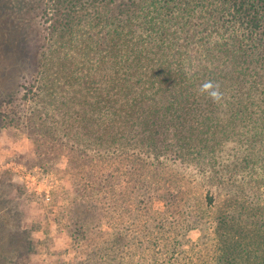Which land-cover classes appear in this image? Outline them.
Segmentation results:
<instances>
[{
  "label": "trees",
  "instance_id": "16d2710c",
  "mask_svg": "<svg viewBox=\"0 0 264 264\" xmlns=\"http://www.w3.org/2000/svg\"><path fill=\"white\" fill-rule=\"evenodd\" d=\"M33 3L54 32L101 23L85 46L79 101L74 86L43 83L28 96L24 116L14 98L0 113L9 119L11 113L12 123H23L31 141L54 157L68 158L77 188L71 219L80 231L73 239L83 245L87 264H137V257L141 264H205L211 249L218 264H257L264 238L252 230L261 227L263 215L251 213V200L259 194L248 191L244 203L226 191L221 205L222 186L230 180L218 169L225 167L224 139L234 138L243 151L238 170L250 166L252 154L264 155L258 147L264 128L248 124L233 133L215 110H227L232 89L237 95L264 87V0ZM22 54L26 75L37 66L33 55ZM62 96L67 101L58 103ZM263 99L249 110L239 104L245 106L241 117L261 116ZM124 182L126 194L120 192ZM153 193L164 201L163 212L148 203ZM240 219L243 231L234 229ZM189 226L201 227L204 236L185 251ZM226 232L230 241L221 236ZM149 234L161 243L157 250L148 246Z\"/></svg>",
  "mask_w": 264,
  "mask_h": 264
},
{
  "label": "rangeland",
  "instance_id": "374dc122",
  "mask_svg": "<svg viewBox=\"0 0 264 264\" xmlns=\"http://www.w3.org/2000/svg\"><path fill=\"white\" fill-rule=\"evenodd\" d=\"M41 12L39 4L35 7L33 0H0V113L5 114L10 109L9 100L14 98L15 109L24 116V108L30 103L27 101L28 96L31 98L36 86L40 87L43 83L50 84L52 88L74 86L78 92H74V98L80 100L85 46L89 45L88 37L95 35L101 23L94 20L92 24L54 32L49 22L42 21ZM24 50L28 55H33L32 58L35 57L32 66H37L26 75L27 65L22 63L26 58L22 54ZM71 73L74 74L72 80ZM234 92L235 89L229 91L233 97L228 94L231 98L228 111H220V108L215 110L220 114L219 118L224 123L228 122L229 127H234L236 131L233 133L247 129L248 124L264 128V113L260 116L258 111L249 120L241 117L239 108L243 107L239 104L244 103L249 110L257 101H261L264 87L251 90L250 93H242L241 89L237 95ZM58 98V103L67 101L66 96ZM232 109H236L238 115ZM10 115V119L0 115V264H87V256L81 249L83 245H78L76 239H73L80 231L72 225L71 219L73 206L70 199L76 194L77 188L72 172L66 169L68 158L57 154L54 157L53 152H47L45 147L36 145L27 136V127L23 123L19 125L17 121L12 123L13 115ZM232 140L224 139L221 145L225 167L223 169L221 163L218 173H224L230 182L222 186L221 192L219 190L220 204L225 206L229 195L246 203L248 191L259 194L251 200V213L260 212L263 221L259 229L252 231L256 232L254 234H257L258 239H263L264 155L252 154L250 166L246 168L243 165L245 170H238L237 163L244 156L243 151H238V141ZM258 147L264 153V142L258 144ZM40 151H44L45 155L42 156ZM126 186L127 183H121V193H127ZM226 191L229 195H222ZM159 197L153 193L148 203L153 209L163 212L165 203ZM123 202L126 204L128 201ZM238 216V211L234 212L233 217ZM240 221L234 229L240 228L243 231ZM186 230V239L182 243L185 251L191 250V245L201 241L204 236L201 227L189 226ZM230 230L231 226L226 229ZM131 235L133 238L136 233ZM149 236L151 244L148 246L157 250L161 243H155L153 234ZM221 236L230 241V232H226V237L224 233ZM246 240L249 241L247 237ZM129 248L135 250L136 254L142 252V249L133 246ZM205 253V264H218L214 249L206 250ZM255 257L257 264L264 258V245L261 244ZM136 263L141 264V259L137 257Z\"/></svg>",
  "mask_w": 264,
  "mask_h": 264
},
{
  "label": "clouds",
  "instance_id": "9594fccd",
  "mask_svg": "<svg viewBox=\"0 0 264 264\" xmlns=\"http://www.w3.org/2000/svg\"><path fill=\"white\" fill-rule=\"evenodd\" d=\"M209 87H210V85H207V84L204 85V88H205V89H207V88H209Z\"/></svg>",
  "mask_w": 264,
  "mask_h": 264
}]
</instances>
